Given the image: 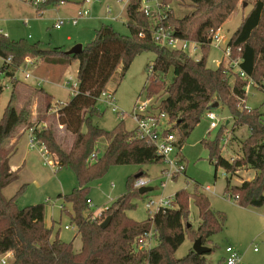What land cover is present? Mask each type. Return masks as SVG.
<instances>
[{
    "label": "trees",
    "instance_id": "obj_1",
    "mask_svg": "<svg viewBox=\"0 0 264 264\" xmlns=\"http://www.w3.org/2000/svg\"><path fill=\"white\" fill-rule=\"evenodd\" d=\"M69 0H42L36 8L39 12ZM192 6L186 15L174 18L171 9L160 24L171 25L174 35L199 44L201 55L192 58L184 51L159 45L151 36V17L140 9L141 0H128L126 15L128 34H121L109 24L95 29L93 40L86 43L80 53L67 54L62 47L43 49L40 42L30 43L24 38L13 40L0 33V94L3 92L2 78L11 82V92L0 117V254L10 251L11 264H205V255L192 250L182 256H174L175 250L185 238V224L189 216V201L193 200L200 219L196 230L191 232L192 241L200 238L202 244L222 231L226 216L210 206L209 198L202 194L188 193L180 189L174 193L173 206L156 211L152 218L137 221L127 215L135 207L133 199L139 197L133 187L135 179L143 173L129 175L126 191L116 198L99 216L87 213L90 183L103 176L111 165L162 163L153 144L139 139L135 130H127L121 119L111 130H104L92 123L99 114L97 101L100 93L121 66L120 76L125 74L132 60L145 52L154 54V60L146 66V98L163 89L165 95L157 109L168 116L181 149L182 142L200 121L213 101L229 109L232 117V132L246 126L248 135L240 142V154L227 159L221 154V141L226 125H219L213 140L203 139L208 149V159L215 169L221 167L226 173L223 195L241 207H260L264 203V124L257 109H248L241 102L246 98L247 81L226 69L222 63L216 68L206 65V53L211 43L210 30L220 28L231 15L238 0H188ZM169 0H161L167 6ZM41 14V13H40ZM228 46L231 56L240 58L239 67L264 91V0H255L240 25L230 36ZM26 57H41L47 62L68 66L77 61L76 77L78 90L63 105L56 107V122L72 135L69 146L56 137L51 127L35 130L36 138L45 144L56 168H70L77 179V186L65 195H59L71 206V223L77 228L81 245L74 249L72 242H65L52 227L44 224V204L36 203L19 208L17 198L26 189L22 184L11 196L5 197L3 190L19 179L20 168L14 170L9 159L14 145L5 142L15 136L20 125L29 124L27 113L18 111L13 103L14 81L18 67ZM10 60L7 62V59ZM172 72L170 81L167 73ZM236 76L233 83L229 78ZM167 82V83H166ZM164 84L165 87H164ZM114 92V91H113ZM45 94V109L52 108V96ZM122 118V117H121ZM41 120V118H39ZM83 126L86 130L83 131ZM34 127V126H30ZM104 138L106 146L98 155L97 142ZM95 154L94 156H92ZM256 171L254 178L232 184L239 169ZM112 219L105 228L99 226L107 216ZM153 230L156 243L149 249H137L144 235Z\"/></svg>",
    "mask_w": 264,
    "mask_h": 264
},
{
    "label": "rangeland",
    "instance_id": "obj_2",
    "mask_svg": "<svg viewBox=\"0 0 264 264\" xmlns=\"http://www.w3.org/2000/svg\"><path fill=\"white\" fill-rule=\"evenodd\" d=\"M254 1H237L236 8L219 28V32L225 37L224 40L219 47L211 43L207 49V67L216 68L221 63L227 40L252 8ZM126 4L127 0H69L64 4L49 6L37 12L36 7L29 0H0V29L4 35L13 40L24 38L30 43L40 42L43 49L60 46L67 50L77 43L84 46L93 40L95 29L102 24H109L121 34H128ZM147 4L152 11L156 10L153 0ZM107 7H110L111 14L118 15L119 19L112 21L105 17ZM78 9H88L90 15L80 18L76 25L64 22L59 29L55 28L54 24L58 16L68 18ZM166 9H171L174 18H181L192 10V6L188 0H169ZM150 21L154 22L156 19L151 18ZM68 37L70 40L67 39ZM191 46L190 44L189 48ZM200 55L201 51L198 47L191 57L197 59ZM36 58L37 60L32 66L26 67L21 63L15 74L13 103L18 111L27 113V122L29 123H23L20 128L27 129L34 126L42 129L51 127L57 139L69 146L72 142V135L61 130L60 126L57 125L56 113L53 110L59 107L60 103H65L70 98V84L66 86L64 82L69 76H74L77 80L78 62L75 60L68 66L55 65L52 67L49 62L41 57ZM153 60L154 54L151 52L137 55L122 78L120 76L121 66H118L106 87L114 91L115 104L119 113L123 112L124 116L113 112L111 106L104 100H98L99 114L92 117L93 124L104 130H111L117 122L123 119L125 128L132 130L135 123L130 115L131 110L137 100L146 98L147 94L143 89L147 80L146 66L151 64ZM2 64L3 59L0 57V68ZM40 65L52 73H48L46 76L42 69L39 71ZM222 65L226 66V62H223ZM28 69L32 71L33 77L24 78L23 72ZM171 78L172 72L169 71L165 80L170 81ZM235 78L236 76H232L229 81L233 83ZM1 82L4 89L0 94V117L12 89L8 78H2ZM45 92L52 96V108L48 111H46L44 104ZM164 95L162 89L152 96V100L159 102ZM241 103L248 109H257L262 115L264 124V91L258 87V83L252 81V84L246 87V98ZM214 111L221 119L219 125L221 123L226 125L220 145L221 154L223 157L232 160L237 156L236 154H240V142L248 135V129L246 126H239L233 133V121L229 109L224 105H219ZM205 114L206 112L202 114L200 121L182 142L178 157L185 166L183 173L167 180L165 186L161 187L160 171L164 168L162 163L111 165L103 176L90 183L88 197L92 200V205L86 211L92 213L96 212L98 208L109 207L116 198L125 193L127 177L143 173L141 177L148 180L147 185L152 190L133 199L135 207L126 212L129 217L137 221L148 218V212L144 207L147 198L160 195L172 197L180 189L186 191L187 194L202 193L209 198L213 210L222 212L226 216L223 230L213 234L209 242L204 244L213 248L210 254L205 255V264H225L227 246H231L239 252L241 264H264V232L260 234V229L264 228V224H256L255 222L253 226H248L245 219L252 214L223 195L227 175L221 167L215 169L213 162L208 159V149L202 142L203 139L213 140L218 133L219 126L209 130V120ZM227 120H229L228 124L226 123ZM85 130L86 126H83V131ZM27 139L28 133L25 131L20 139V144L22 145L21 152L26 150V159L24 162L18 163L16 167L20 168L19 179L5 187L3 194L7 198L11 197L22 184H25V191L18 196L16 201L18 207L43 203L44 224L52 225V237L58 234L61 240L72 242L74 249L78 250L81 241L77 234V228L70 220L71 206L59 198V195L68 194L77 186L76 176L70 168H56L49 156L47 157L48 163L44 162L37 149L27 150ZM8 142H5V146ZM105 146L106 140L104 138L97 142L98 155L102 154ZM12 162L19 161L15 157ZM237 173L238 176H233L231 179L232 184H240L242 180H250L256 175V171L251 168L239 169ZM205 186H210L211 190L206 191ZM254 210L264 215V203ZM199 221L197 207L190 199L189 216L185 220V224L189 225L190 229L184 230L185 238L175 250L174 256L182 257L192 248L191 232L196 230ZM66 225L71 227L65 229L64 226Z\"/></svg>",
    "mask_w": 264,
    "mask_h": 264
},
{
    "label": "built area",
    "instance_id": "obj_3",
    "mask_svg": "<svg viewBox=\"0 0 264 264\" xmlns=\"http://www.w3.org/2000/svg\"><path fill=\"white\" fill-rule=\"evenodd\" d=\"M36 8L42 2V0H29ZM89 1V0H87ZM150 0H141L140 9L144 12L145 15L155 18L156 21L153 22L151 26V36L161 46L170 48V49H179L184 51L189 56L194 54V51L200 46L196 42L181 39L174 35V28L171 25L160 24V20L166 17L165 10L166 6H163L161 0H153L155 11L151 10V7L147 4ZM128 2V0H127ZM40 12V11H39ZM106 16L108 19L115 21L119 19L118 15L111 14L112 10L110 7L105 9ZM90 15V10L88 9H78L74 15L68 18L58 17L56 23L54 24L56 29H59L64 22H70L73 25L78 23V20L83 17ZM0 33H2L0 29ZM224 35L219 32V28L215 30H210V39L211 43H214L216 47H219L221 42L224 40ZM229 40V39H228ZM227 40V42H228ZM225 44L223 57L221 63L226 62L224 66L229 71L236 73L240 78L247 81V86L252 84V79L246 73L240 69L239 62L240 58H234L231 56V49L228 44ZM210 43V44H211ZM192 45L189 48V45ZM10 58L7 59V62ZM35 60L31 57H26L22 62V65L29 67L34 64ZM19 69V68H18ZM148 73H151V68H148ZM24 78H30L32 76V71L30 69L23 72ZM41 80V79H39ZM69 91L71 95L77 92L78 90V80L74 76H69L64 82V85H69ZM70 95V96H71ZM98 100H104L111 106L113 112L119 113L118 107L115 104L114 92L107 89V87L100 93ZM159 102H155L152 98H145L143 100H137L131 110V117L135 123L134 130L137 138L145 140L154 145L156 153L161 156L162 164L164 168L160 171V185L161 187L165 186L167 180H170L176 177L178 174H181L185 171V166L180 162L178 153L180 147L177 143V137L174 132H167L166 130L171 126V123L168 120V116L164 112H160L157 109ZM64 103H60L59 106ZM246 108V107H245ZM53 111H56L54 109ZM121 116H124L123 112H120ZM206 118L209 120V130L217 128L219 126L220 120L218 115L214 110H207L205 114ZM36 127H28L26 129L28 133V147L30 149H37L41 157H43L44 162L48 163V156L50 154L47 151V148L44 143L39 141L36 138L35 130ZM93 154L92 156H94ZM148 180H145L143 177L135 179L133 187L139 189L141 187H148ZM205 190H210V186H205ZM87 206L92 205V201L89 199L86 200ZM174 196L164 197L162 195L147 198L144 207L148 212V217L152 218L154 213L162 208H170L173 206ZM108 207L98 208L97 213L92 212L93 216H99L100 213L105 211ZM71 226H64L65 229H69ZM74 227V226H72ZM156 239L154 237L153 230H149L143 239L139 241L136 245L137 249H149L154 246ZM225 252L227 253L226 258L224 259L225 264H240L241 258L239 252L231 246H227ZM13 259V254L10 251L0 254V264H11Z\"/></svg>",
    "mask_w": 264,
    "mask_h": 264
},
{
    "label": "crops",
    "instance_id": "obj_4",
    "mask_svg": "<svg viewBox=\"0 0 264 264\" xmlns=\"http://www.w3.org/2000/svg\"><path fill=\"white\" fill-rule=\"evenodd\" d=\"M61 4H64L63 3H60L58 5H61ZM75 14V13H74ZM72 14V15H74ZM71 15V16H72ZM59 17V16H58ZM68 40H70V38L68 37L67 38ZM83 46V45H82ZM60 47V46H58ZM36 62L37 58H33ZM34 62V63H35ZM50 63V62H49ZM50 65L52 67H54L55 65H59V64H54V63H50ZM43 65H40L39 67V71L40 69H42L44 72L43 74H45L46 76H48V73H52L50 71H47L45 70L44 68H42ZM40 73V72H39ZM38 73V74H39ZM40 76V75H39ZM43 76V75H42ZM24 77V75H23ZM25 80V79H23ZM107 86V85H106ZM47 93V92H46ZM69 100V99H68ZM133 120V119H132ZM226 123L228 124L229 123V120L226 121ZM135 126V124H134ZM61 130H64V128L62 126H60ZM134 129V127L132 128ZM237 129V128H236ZM235 129V130H236ZM235 130L233 131V133L235 132ZM26 129H21L20 127L18 128L15 136H13L12 138L8 139L7 141H9L8 143H6L7 146H11V145H14V151L12 152L11 156H10V159H9V165L11 167L12 170L16 169L18 163H21L22 161L24 162L25 159H26V150L22 151L21 152V149H22V145L20 144V139L21 137L23 136V134L25 133ZM26 147H27V150H30V148L28 147V139H27V143H26ZM38 151V150H37ZM17 157V160L19 162H12L14 160V158ZM230 160V159H229ZM20 175V174H19ZM240 177V175H239ZM232 181V180H231ZM239 181V180H238ZM242 182V181H241ZM238 184V183H237ZM235 184V185H237ZM226 185V184H225ZM210 190H211V187H210ZM210 190H206V191H210ZM92 201V200H91ZM239 206V205H238ZM240 208H244V209H247L252 215L248 218L245 219L246 221V224H248V226H253L256 222V224H261L263 223L264 224V215L261 214L260 212L258 211H255L254 208H257V207H241L239 206ZM46 227H52V225L48 226L47 224H45ZM264 232V228L260 229V234H262ZM242 262V261H241ZM240 262V264H241Z\"/></svg>",
    "mask_w": 264,
    "mask_h": 264
},
{
    "label": "water",
    "instance_id": "obj_5",
    "mask_svg": "<svg viewBox=\"0 0 264 264\" xmlns=\"http://www.w3.org/2000/svg\"><path fill=\"white\" fill-rule=\"evenodd\" d=\"M82 44L80 43H77L75 45H73L70 49H67L66 50V53L67 54H78L81 52L82 50ZM219 107V102L218 101H213L212 103H210L208 106H207V110H215ZM152 188L151 187H141L138 189V193L140 195H144L145 193L151 191ZM112 219V215H107L99 224V226L101 228H105L109 222L111 221ZM189 226V225H188ZM192 250L194 252H196L197 254L199 255H202V254H205V253H208L210 251V247L202 244L201 242V239L200 238H196L194 241H193V244H192Z\"/></svg>",
    "mask_w": 264,
    "mask_h": 264
}]
</instances>
